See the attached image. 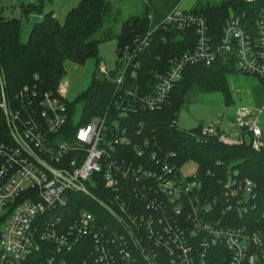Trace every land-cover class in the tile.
<instances>
[{
	"label": "built area",
	"instance_id": "built-area-1",
	"mask_svg": "<svg viewBox=\"0 0 264 264\" xmlns=\"http://www.w3.org/2000/svg\"><path fill=\"white\" fill-rule=\"evenodd\" d=\"M148 20L121 52L107 111L87 123L74 121L60 87L16 92L0 69V264H264V225L251 219L254 183L231 165L208 171V184L196 164L184 176L187 164L142 120L163 109L188 67L219 60L257 79L264 100V8L255 16L232 8L217 34L193 10ZM161 29L183 37L185 50L148 69ZM263 112L237 107L225 130L202 126L198 136L260 152ZM76 196L105 216L71 213Z\"/></svg>",
	"mask_w": 264,
	"mask_h": 264
},
{
	"label": "trees",
	"instance_id": "trees-1",
	"mask_svg": "<svg viewBox=\"0 0 264 264\" xmlns=\"http://www.w3.org/2000/svg\"><path fill=\"white\" fill-rule=\"evenodd\" d=\"M142 3V12L128 17L123 22L120 33H116L114 25L120 16L119 10L113 9L108 0H81L78 7L68 13L64 25L58 23L53 13L45 14L33 26L25 42L22 41L23 22L5 19L0 15V69L5 72L9 86L16 92L24 86H36L42 92H56L67 75L68 64L83 66L89 58L97 57L101 42L114 38L118 41L117 55L120 58L123 48L131 45L149 29L148 16L153 14L158 23L176 7L178 0L172 4V8H162L153 0ZM36 4L38 3H30L31 8H36ZM232 8L255 16L264 8V0H257L253 4L242 3L241 0H225L220 4L206 2L199 4L193 11L203 13L210 29L217 34L221 32ZM27 11L25 9L26 13ZM182 41L183 37L180 35L159 30L148 49V69L156 67L155 62L159 56L169 58L183 52L185 48L182 47ZM97 66L98 73L93 84L79 102L83 107L80 123H87L94 117L104 115L114 93L112 75L106 77L102 74L99 61ZM234 73L233 66L224 60H219L210 68L203 65L188 67L163 109L144 115L142 120L160 147L177 155L178 165L196 164L207 184L211 177L206 176L208 171L217 172L219 168L230 165L238 167L242 176L254 183L255 210L251 219L256 224L264 225V148L256 152L247 144L225 146L211 137L199 138L202 126L191 131L177 127V115L193 102V97L197 94L219 93L223 96L226 107L232 106L234 102L227 78ZM75 108L76 105H70L71 116L77 121ZM69 208L73 214L81 209H89L105 216L85 196L74 197ZM103 220L113 224L112 219Z\"/></svg>",
	"mask_w": 264,
	"mask_h": 264
},
{
	"label": "rangeland",
	"instance_id": "rangeland-1",
	"mask_svg": "<svg viewBox=\"0 0 264 264\" xmlns=\"http://www.w3.org/2000/svg\"><path fill=\"white\" fill-rule=\"evenodd\" d=\"M111 7L120 11L118 22L114 25V31L120 33L123 22L130 16L138 15L142 12L143 3L146 0H108ZM155 4L164 8H172L176 0H153ZM225 0H178L176 7L181 11H192L199 4H220ZM242 1V0H241ZM81 0H45L36 4V8H31L30 0H0V15L5 19H17L23 22L22 41H27L33 26L40 22L45 14L53 13L54 18L60 25H64L68 13L78 7ZM170 2V3H168ZM243 3V1H242ZM27 9V13L25 12ZM168 10V9H167ZM230 13V12H229ZM113 23V22H112ZM118 41L114 38L103 41L98 46L97 57L89 58L83 66L74 64L67 65V75L60 82V90L64 92V97L69 105H76L75 120L79 121L83 114V107L79 103L83 96L88 92L93 84V79L99 70L106 72L105 76H117L119 71V58L117 55ZM252 77L240 74L230 75V79H250ZM253 80V79H251ZM244 83H237L243 85ZM237 98L235 103L226 107L223 103L221 94H197L193 97V102L184 107L177 115V127L180 130L191 131L199 126L208 127L217 125L219 121L223 127L230 118L234 116L236 108L241 106H251L243 97ZM253 107L262 109L264 100L262 93L257 96ZM260 125L264 140V112L260 117ZM196 172V165L189 163L182 168L184 176H191Z\"/></svg>",
	"mask_w": 264,
	"mask_h": 264
},
{
	"label": "crops",
	"instance_id": "crops-1",
	"mask_svg": "<svg viewBox=\"0 0 264 264\" xmlns=\"http://www.w3.org/2000/svg\"><path fill=\"white\" fill-rule=\"evenodd\" d=\"M230 75L227 78L228 81V87L231 93V97L233 102L235 103V100H237V98H239L241 100L240 97H243L246 99L247 103L251 106H247V107H253V105L257 104L256 103V98L257 96H260V89H259V83L257 81V79L255 78H250V79H230ZM253 79V80H251ZM244 83L243 85H237V83ZM222 96V95H221ZM223 99V96H222ZM223 103L225 105L224 99H223ZM226 106V105H225ZM234 116L230 118V121L233 120ZM222 121H219L218 125H221ZM223 125V124H222ZM225 126L220 127L221 130H225Z\"/></svg>",
	"mask_w": 264,
	"mask_h": 264
},
{
	"label": "water",
	"instance_id": "water-1",
	"mask_svg": "<svg viewBox=\"0 0 264 264\" xmlns=\"http://www.w3.org/2000/svg\"><path fill=\"white\" fill-rule=\"evenodd\" d=\"M42 1H44V0H30V3L35 4V3H40Z\"/></svg>",
	"mask_w": 264,
	"mask_h": 264
}]
</instances>
